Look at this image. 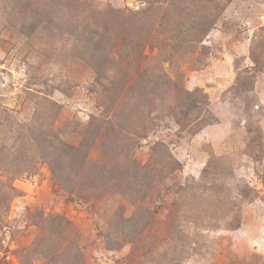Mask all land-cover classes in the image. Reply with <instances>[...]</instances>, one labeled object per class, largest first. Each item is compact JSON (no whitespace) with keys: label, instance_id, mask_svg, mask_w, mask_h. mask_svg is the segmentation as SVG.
Wrapping results in <instances>:
<instances>
[{"label":"rangeland","instance_id":"374dc122","mask_svg":"<svg viewBox=\"0 0 264 264\" xmlns=\"http://www.w3.org/2000/svg\"><path fill=\"white\" fill-rule=\"evenodd\" d=\"M0 264H264V0H0Z\"/></svg>","mask_w":264,"mask_h":264},{"label":"trees","instance_id":"16d2710c","mask_svg":"<svg viewBox=\"0 0 264 264\" xmlns=\"http://www.w3.org/2000/svg\"><path fill=\"white\" fill-rule=\"evenodd\" d=\"M205 24H203V25H198L199 27H201L200 29H198L197 30V32H199V33H201L202 35H204V33L207 31V28L208 27H205L204 26ZM192 94H188L185 98H184V101L185 102H187L188 103V109L189 110H192V109H196L198 106H197V103L195 102V100L194 99H192ZM67 147V145H62V148L61 149H67L66 148ZM69 147V149H70V151L72 150L73 151V147H70V146H68ZM72 173H76V172H72Z\"/></svg>","mask_w":264,"mask_h":264}]
</instances>
